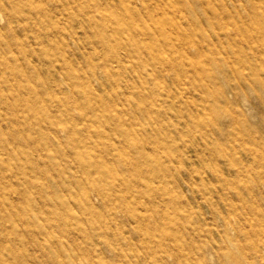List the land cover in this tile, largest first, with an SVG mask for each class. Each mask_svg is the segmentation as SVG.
<instances>
[{
  "label": "rangeland",
  "instance_id": "374dc122",
  "mask_svg": "<svg viewBox=\"0 0 264 264\" xmlns=\"http://www.w3.org/2000/svg\"><path fill=\"white\" fill-rule=\"evenodd\" d=\"M0 264H264V0H0Z\"/></svg>",
  "mask_w": 264,
  "mask_h": 264
}]
</instances>
